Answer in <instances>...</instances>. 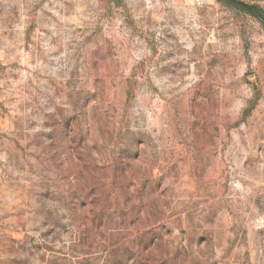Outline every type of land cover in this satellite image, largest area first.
Instances as JSON below:
<instances>
[{
  "label": "rangeland",
  "instance_id": "1",
  "mask_svg": "<svg viewBox=\"0 0 264 264\" xmlns=\"http://www.w3.org/2000/svg\"><path fill=\"white\" fill-rule=\"evenodd\" d=\"M0 264H264V23L0 0Z\"/></svg>",
  "mask_w": 264,
  "mask_h": 264
},
{
  "label": "trees",
  "instance_id": "2",
  "mask_svg": "<svg viewBox=\"0 0 264 264\" xmlns=\"http://www.w3.org/2000/svg\"><path fill=\"white\" fill-rule=\"evenodd\" d=\"M221 1L232 8H235L239 11H243L245 13L254 16L262 23H264V11L259 6L248 4L239 0H221Z\"/></svg>",
  "mask_w": 264,
  "mask_h": 264
}]
</instances>
